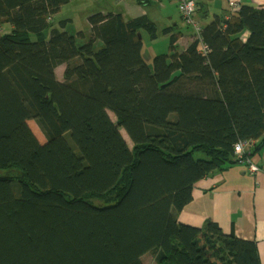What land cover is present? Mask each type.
Here are the masks:
<instances>
[{
	"label": "trees",
	"instance_id": "1",
	"mask_svg": "<svg viewBox=\"0 0 264 264\" xmlns=\"http://www.w3.org/2000/svg\"><path fill=\"white\" fill-rule=\"evenodd\" d=\"M69 1L0 0V264H262L255 241L179 214L242 163L237 142L264 137V6L226 21L196 0L209 52L178 51L195 33L178 9L169 53L148 61L150 15L93 13L83 42L50 21Z\"/></svg>",
	"mask_w": 264,
	"mask_h": 264
},
{
	"label": "crops",
	"instance_id": "2",
	"mask_svg": "<svg viewBox=\"0 0 264 264\" xmlns=\"http://www.w3.org/2000/svg\"><path fill=\"white\" fill-rule=\"evenodd\" d=\"M143 1L141 0V3ZM159 1L145 0V3L149 6L150 3L158 4ZM216 1L219 13L227 8L224 10L227 21L232 10L231 0H225V8L222 6V0ZM236 1H250L264 6V0ZM163 21L177 26L169 12H165ZM243 36L246 39L249 31ZM179 39H184L187 45L192 41L191 34H185ZM263 138L256 140L252 148L259 145ZM254 156L260 165V170L255 173H250L245 164L239 163L196 182L193 200L179 214V221L202 227L207 220H211L218 223L226 234L234 233L239 238L255 241L261 263L264 264V146Z\"/></svg>",
	"mask_w": 264,
	"mask_h": 264
},
{
	"label": "rangeland",
	"instance_id": "3",
	"mask_svg": "<svg viewBox=\"0 0 264 264\" xmlns=\"http://www.w3.org/2000/svg\"><path fill=\"white\" fill-rule=\"evenodd\" d=\"M143 1V0H142ZM235 1V0H233ZM225 0H222V6L225 8ZM145 3V0L142 2ZM141 3V0H70L68 3L62 5L61 11L56 14L54 17L50 18V21L53 23H56L57 25L60 24V20L63 18H69L67 24V30H69L75 37L79 38L83 42H88V38L90 35L91 30V24L89 22V16H91L93 13L97 12H121L126 17H135L141 14H148L151 17L154 18V20L158 24V37L156 39H152L151 36L145 32L144 35V41H143V53L148 61H151L153 56L160 54V53H169V44H170V38L171 34H165L164 29L169 26L170 23H165L163 21L165 17V12H169L172 15H175L177 17L178 14H180L177 10L179 9V0H160L158 4H149L145 5ZM217 2L215 3V5ZM178 7V8H177ZM208 9L207 12H210L213 14L215 11L216 13H219L218 6H214L209 4L206 6ZM206 8L203 12H199L195 14L194 19L195 20H202L201 16H203V13H205ZM225 9H222L221 17H224L225 15ZM180 11V10H179ZM182 15V14H180ZM184 17V16H182ZM183 27H186L188 25H191L189 28L191 29V32H194L193 27V18L192 19H186L183 18ZM201 22V21H200ZM201 24H203L201 22ZM1 29H4L5 24H1ZM8 28V27H7ZM187 34H191V39L196 40V35L193 33L187 32ZM189 37H187L188 39ZM186 39V38H185ZM191 39L189 41H191ZM191 41V42H192ZM190 42V43H191ZM189 45V44H188ZM188 45L185 43L184 39H179L177 42L178 51H181L183 48L186 49ZM57 74L59 77L62 76L64 71V66L60 65L56 69ZM30 126L32 127L33 131L39 138L41 142H46L45 135L40 131L38 128V125L36 122L30 120L29 121ZM122 134L126 138L128 142H130L129 136L126 134V132L123 130ZM131 143V142H130ZM201 228V227H198ZM143 261L145 264H155L154 257L152 254L148 253L143 257Z\"/></svg>",
	"mask_w": 264,
	"mask_h": 264
},
{
	"label": "built area",
	"instance_id": "4",
	"mask_svg": "<svg viewBox=\"0 0 264 264\" xmlns=\"http://www.w3.org/2000/svg\"><path fill=\"white\" fill-rule=\"evenodd\" d=\"M178 7L182 16H184L183 18L189 20L193 18L192 25L196 33V39L198 40L197 49L199 52L207 54L209 52V47L207 46V44L201 45L199 43V34L203 25L199 24V22L194 19V14L197 10L196 0H179ZM253 143L254 141L242 140L237 142L234 146L237 157L242 161L241 164H245L250 173H255L260 170V165L255 161L254 157L250 156V148H252Z\"/></svg>",
	"mask_w": 264,
	"mask_h": 264
},
{
	"label": "bare ground",
	"instance_id": "5",
	"mask_svg": "<svg viewBox=\"0 0 264 264\" xmlns=\"http://www.w3.org/2000/svg\"><path fill=\"white\" fill-rule=\"evenodd\" d=\"M197 2V1H196ZM217 1L215 0V1H213V6H214V8H215V3H216ZM243 2H239V1H233V0H231L230 1V6H231V8H232V10H231V13L232 12H235V11H237L240 7H241V4H242ZM264 3V2H263ZM205 24V23H204ZM205 27V25H203L202 26V29H201V32H200V34H199V43L201 44V45H206V43L204 42V40H203V38H202V36H201V33H202V30H203V28Z\"/></svg>",
	"mask_w": 264,
	"mask_h": 264
},
{
	"label": "water",
	"instance_id": "6",
	"mask_svg": "<svg viewBox=\"0 0 264 264\" xmlns=\"http://www.w3.org/2000/svg\"><path fill=\"white\" fill-rule=\"evenodd\" d=\"M138 35H139V38H140V39L143 38L141 32H138Z\"/></svg>",
	"mask_w": 264,
	"mask_h": 264
},
{
	"label": "flooded vegetation",
	"instance_id": "7",
	"mask_svg": "<svg viewBox=\"0 0 264 264\" xmlns=\"http://www.w3.org/2000/svg\"><path fill=\"white\" fill-rule=\"evenodd\" d=\"M197 22H199V24H201V22H200V20L198 21V20H196ZM203 25V24H202ZM195 35H196V33H194ZM198 50V49H197Z\"/></svg>",
	"mask_w": 264,
	"mask_h": 264
}]
</instances>
